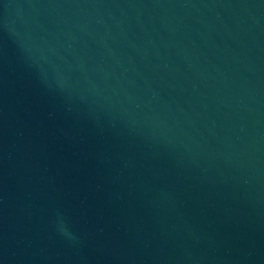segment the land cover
Returning <instances> with one entry per match:
<instances>
[{"label":"water","instance_id":"1","mask_svg":"<svg viewBox=\"0 0 264 264\" xmlns=\"http://www.w3.org/2000/svg\"><path fill=\"white\" fill-rule=\"evenodd\" d=\"M0 264H264V0H0Z\"/></svg>","mask_w":264,"mask_h":264}]
</instances>
